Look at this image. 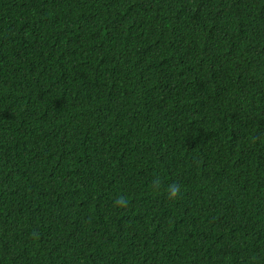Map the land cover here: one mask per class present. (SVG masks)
Segmentation results:
<instances>
[{"label": "trees", "instance_id": "trees-1", "mask_svg": "<svg viewBox=\"0 0 264 264\" xmlns=\"http://www.w3.org/2000/svg\"><path fill=\"white\" fill-rule=\"evenodd\" d=\"M0 264H264V0H0Z\"/></svg>", "mask_w": 264, "mask_h": 264}, {"label": "clouds", "instance_id": "clouds-1", "mask_svg": "<svg viewBox=\"0 0 264 264\" xmlns=\"http://www.w3.org/2000/svg\"><path fill=\"white\" fill-rule=\"evenodd\" d=\"M160 190V185L158 183L154 184L153 185V191H159ZM180 186L177 185V184H170L167 189H166V192H167V195H168V198L171 200V199H176L179 197L180 195ZM115 203L117 204V206L119 207H127L128 205V200L126 197L124 196H121L119 197Z\"/></svg>", "mask_w": 264, "mask_h": 264}]
</instances>
